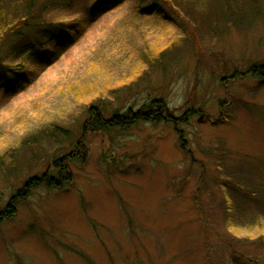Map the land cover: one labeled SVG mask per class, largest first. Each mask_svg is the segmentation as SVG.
<instances>
[{
  "label": "rangeland",
  "instance_id": "374dc122",
  "mask_svg": "<svg viewBox=\"0 0 264 264\" xmlns=\"http://www.w3.org/2000/svg\"><path fill=\"white\" fill-rule=\"evenodd\" d=\"M186 1L204 16L205 0ZM232 1L215 32L191 21L198 51L183 55L186 33L138 0L99 7L35 68L29 46L1 52L0 208L66 150L58 128L80 136L90 105L108 116L162 99L174 117L194 112L88 134L72 183L33 189L0 223V264H264V77L246 73L264 64V0ZM81 2L47 19L67 22Z\"/></svg>",
  "mask_w": 264,
  "mask_h": 264
},
{
  "label": "trees",
  "instance_id": "16d2710c",
  "mask_svg": "<svg viewBox=\"0 0 264 264\" xmlns=\"http://www.w3.org/2000/svg\"><path fill=\"white\" fill-rule=\"evenodd\" d=\"M138 1L140 5L137 9L140 12L147 14L155 9L156 13L167 23L176 26L182 33H186L184 35L186 36L185 41L182 42L184 46L180 45L181 47L178 48L180 54H185L191 46L198 51L197 44L200 34L198 31L201 27L199 23L191 26V21H204L203 27L215 32L216 23L220 18L221 20L225 18L223 17L225 16V10L233 4L232 0H223L222 3L220 0H205L206 4L203 5L204 16L200 17L191 6L190 3L192 2L189 3L186 0H174V2L172 0L171 2L169 0ZM109 2L110 0H82L79 7L80 15L73 13V16L67 22H54L47 19V15L51 13L50 10L69 11L74 0H0V55L7 47H18L19 50H23L25 46H29L26 50L25 63L35 68L42 64L38 53H42L44 48L54 40L61 41L70 32L76 33L79 28L82 29L89 25L96 10ZM166 7L167 9H165ZM169 9L179 21L169 17L167 13ZM165 50H168L165 51L166 53L172 52L170 49ZM165 52L161 57L160 55L152 57L151 59H156L150 62L151 65L154 62L157 63L163 57L168 56L171 58V55ZM5 66L0 56V72L3 70V75L6 73ZM246 73L262 79L264 77V64H254L247 69ZM9 82L12 85L14 81L10 80ZM193 112V109H188L182 116L174 117L162 99H152L136 110L132 108H127L123 112L116 110L108 116L104 115V111L99 106L90 105L86 111V118L81 123L78 138H75V136L68 137L70 135L67 129H57V135L70 140L66 150L60 154L50 156L49 162L43 171L35 172L23 178L20 186L15 188L4 206L0 208V223L11 219L16 214L17 205L26 200L33 189L42 187L47 190H58L72 183L71 164L77 161L84 162L87 154L84 139L88 134L104 133L116 129L126 130L141 122H172L177 124L178 122H184L189 116L193 115ZM223 118L220 117V119ZM51 136L50 133V138ZM31 148L33 149L32 146ZM10 171L8 170V172ZM249 262L251 263L250 260Z\"/></svg>",
  "mask_w": 264,
  "mask_h": 264
},
{
  "label": "water",
  "instance_id": "95a60500",
  "mask_svg": "<svg viewBox=\"0 0 264 264\" xmlns=\"http://www.w3.org/2000/svg\"><path fill=\"white\" fill-rule=\"evenodd\" d=\"M198 121H200V118L198 119Z\"/></svg>",
  "mask_w": 264,
  "mask_h": 264
}]
</instances>
